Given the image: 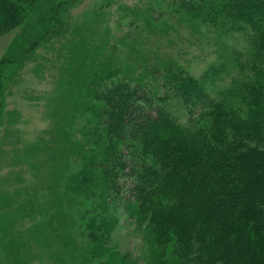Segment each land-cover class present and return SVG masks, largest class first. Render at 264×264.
<instances>
[{"label":"rangeland","instance_id":"1","mask_svg":"<svg viewBox=\"0 0 264 264\" xmlns=\"http://www.w3.org/2000/svg\"><path fill=\"white\" fill-rule=\"evenodd\" d=\"M184 1L31 0L0 34V264H169L171 247L151 241L124 207L133 180L120 177L103 205L86 168L103 99L98 70L153 85L157 63L201 77L237 62L210 85L213 96L246 73L245 36L217 35ZM170 104L186 125L189 111ZM244 139L264 152V139Z\"/></svg>","mask_w":264,"mask_h":264},{"label":"trees","instance_id":"2","mask_svg":"<svg viewBox=\"0 0 264 264\" xmlns=\"http://www.w3.org/2000/svg\"><path fill=\"white\" fill-rule=\"evenodd\" d=\"M30 1L0 0V34ZM184 2L217 35L245 36L246 73L213 96L210 85L241 68L237 62L214 64L201 77L171 60L157 63L153 85L98 70L91 188L108 205L120 177L131 178L134 201L124 207L151 241L171 247L169 264H264V152L244 139H264V0ZM173 98L190 113L186 125L171 110Z\"/></svg>","mask_w":264,"mask_h":264}]
</instances>
